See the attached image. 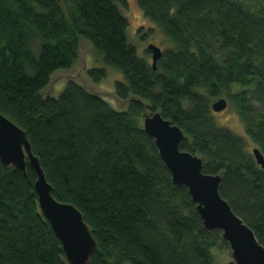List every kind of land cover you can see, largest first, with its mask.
Returning a JSON list of instances; mask_svg holds the SVG:
<instances>
[{
	"label": "trees",
	"instance_id": "obj_1",
	"mask_svg": "<svg viewBox=\"0 0 264 264\" xmlns=\"http://www.w3.org/2000/svg\"><path fill=\"white\" fill-rule=\"evenodd\" d=\"M126 2L0 0V113L26 132L52 196L82 214L96 241L88 264H215L213 249L228 247L143 130L155 111L181 128L180 149L200 156L204 173L221 176V197L264 246V168L209 102L226 93L264 153V0H137L170 43L155 68L128 39ZM79 36L122 74L114 95L124 108L73 80L56 98L41 93L72 66ZM104 71L87 75L95 83ZM34 180L29 164L23 174L0 162V264H69Z\"/></svg>",
	"mask_w": 264,
	"mask_h": 264
},
{
	"label": "water",
	"instance_id": "obj_2",
	"mask_svg": "<svg viewBox=\"0 0 264 264\" xmlns=\"http://www.w3.org/2000/svg\"><path fill=\"white\" fill-rule=\"evenodd\" d=\"M146 50L150 52L151 64L155 68L162 51L152 43L147 45ZM226 106L227 100L219 97L211 103V110L219 112ZM142 127L153 138L172 182L187 187L204 229L221 231L232 257L225 264H264V246L219 193L221 176L204 173L202 158L180 149L179 144L184 138L181 128L162 117L158 111L145 114ZM252 154L256 163L264 167L261 150L255 147ZM0 162L5 167H16L23 174H26V165H30L35 173L34 190L39 208L59 239L66 261L69 264H88L96 241L82 214L72 204L58 201L52 196V187L32 152L26 132L1 113Z\"/></svg>",
	"mask_w": 264,
	"mask_h": 264
},
{
	"label": "rangeland",
	"instance_id": "obj_3",
	"mask_svg": "<svg viewBox=\"0 0 264 264\" xmlns=\"http://www.w3.org/2000/svg\"><path fill=\"white\" fill-rule=\"evenodd\" d=\"M122 12L127 18V35L129 41L135 45L137 55L151 64V55L146 50L148 44L152 43L161 49L170 47L168 40L162 33L144 17L142 11L137 5V0H127ZM91 68H104L105 75L99 82H92L87 75V70ZM122 74L107 65H104L100 55L95 52L91 43L84 37H78L77 57L69 69H57L50 75L49 83L43 88L41 93L51 97H57L66 85L68 80H73L87 91L99 95L106 100L111 107L116 110L124 108V104L114 95V83L122 80ZM240 87L233 86L229 92L240 91ZM226 93L219 94L210 99V104L223 97L227 100V106L224 110L213 112L215 122L232 133L244 137L246 149L250 153L252 147L259 149L256 143H253L249 137L245 136L243 121L231 105ZM264 154V153H263ZM256 165V164H255ZM215 264H225L232 259L229 246L223 249H213Z\"/></svg>",
	"mask_w": 264,
	"mask_h": 264
},
{
	"label": "flooded vegetation",
	"instance_id": "obj_4",
	"mask_svg": "<svg viewBox=\"0 0 264 264\" xmlns=\"http://www.w3.org/2000/svg\"><path fill=\"white\" fill-rule=\"evenodd\" d=\"M254 147H252V149H253ZM252 149H251V151H250V153H251V157H252V159L254 160V164H256V165H258L257 163H256V161H255V158H254V156H253V154H252ZM264 155V154H263ZM258 166H260V165H258ZM261 167V166H260ZM261 168H264V167H261Z\"/></svg>",
	"mask_w": 264,
	"mask_h": 264
}]
</instances>
